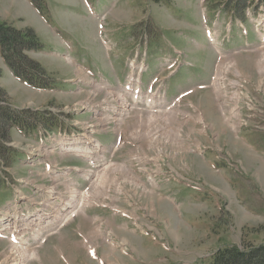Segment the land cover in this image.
I'll return each mask as SVG.
<instances>
[{"label": "rangeland", "instance_id": "rangeland-1", "mask_svg": "<svg viewBox=\"0 0 264 264\" xmlns=\"http://www.w3.org/2000/svg\"><path fill=\"white\" fill-rule=\"evenodd\" d=\"M233 1L32 0L37 12L24 0H0V24L37 37L42 46L40 55L26 53L40 69L33 68L41 72L22 61L32 82L51 88L49 75L60 90L35 92L22 86L7 77L0 60V114L12 112V118L19 121L11 127L9 121H0V207L7 211L4 215L14 206L23 211L21 207L30 203L27 198L15 201L23 193L31 199L36 196L33 187L23 188L31 178L43 191L64 190L55 186L52 174L23 162L24 151L39 146L38 131L51 136L46 150H55L48 154L49 161L63 166L76 160L74 165L83 166V157L74 153L65 154L62 160L52 137L72 130L88 137L95 127V136L105 149L95 163L100 165L105 158L127 164L134 171L132 177L139 180L135 189L137 182L124 178L131 175L116 168L119 171L96 178L95 188L90 181L88 195L94 203L52 235H47L52 230L45 229L56 228L57 221L55 226L43 223L47 227L32 221L31 230L18 237L29 243L30 251L40 252L41 261L28 264H210L218 250H254L259 255L255 262L260 261L256 248L264 244V5L246 0L243 10L235 13ZM99 21L104 24L100 33L109 40L108 48L97 36ZM260 21L261 33L255 28ZM47 22L57 35L69 40L70 56L95 71V80L80 74L76 64L64 58ZM206 27L211 30L209 38ZM56 50L61 53L53 54ZM132 60L135 72L144 65L143 95L151 79L155 86L161 83V90L167 83L165 106L175 102L179 112L170 109L169 115L162 116L164 106L162 115L143 112L139 118L133 109L120 123L102 118L106 112L120 116L123 104L118 95L132 104L131 93L122 87ZM99 73L109 82L97 79ZM77 77L87 81L77 82ZM64 79L75 85L67 87ZM199 85L207 87L198 89ZM193 89L192 94L178 98L180 92ZM142 102L139 108L145 107ZM223 112L227 116L238 112L240 117L232 116L225 123ZM24 119L31 125L26 135L14 128L23 125ZM237 120L240 124L235 130L231 125ZM97 121L104 126H96ZM150 133H154L152 139L147 137ZM2 144L12 151L4 150ZM146 160H150L147 165ZM144 171L154 174L156 186ZM94 172L100 173L98 168ZM104 178L109 181L108 191L102 187ZM140 178L148 191H143ZM40 231L46 240L37 247L35 237ZM91 248L95 255L88 253ZM9 251V239L0 237V264ZM7 260L12 264L15 259Z\"/></svg>", "mask_w": 264, "mask_h": 264}, {"label": "bare ground", "instance_id": "bare-ground-1", "mask_svg": "<svg viewBox=\"0 0 264 264\" xmlns=\"http://www.w3.org/2000/svg\"><path fill=\"white\" fill-rule=\"evenodd\" d=\"M67 60H70L69 59V57H65ZM131 65H132V67H133V70H132V72H131V74H132V76H130L129 75V79L130 80H132V79H134V81H139V78L138 77H134V76H136L137 74L135 73V71H134V63L132 62L131 63ZM142 67H143V64H141L140 65V69H142ZM217 68H218V65H217ZM77 69V71H80V74H83L82 73V69H79V67H77L76 68ZM264 69V57H263V65H262V70ZM261 72H264V71H261ZM79 73V72H78ZM81 76V75H80ZM79 77V76H78ZM82 77V76H81ZM133 77V78H132ZM235 84V83H234ZM212 85L214 86V88H217L218 87V83H216V81L214 82L213 81V83H212ZM237 85V84H236ZM219 88H220V86H219ZM132 92L134 93V91L132 90ZM194 92V91H193ZM192 92V93H193ZM217 93H219V91H217ZM118 95V94H117ZM134 95H135V93H134ZM117 97H121L120 99H121V102H122V104H123V108H122V110L120 111L121 112V114H120V112H119V114L122 116V117H120V119H118V120H120L121 122H122V120H124L125 118L123 117V116H127V114H129V112H131L133 109H137L138 111H137V115H138V117L140 118V116L141 115H139V113H143L144 112V114L145 113H147V114H149V115H151L152 113H160V115H162L163 113V115L162 116H165V114H167V115H169V113H167V111H171V110H174V109H176V104L174 105V106H172V107H170V108H167L166 106L169 104V103H167V105L165 106V99H163L162 97H154V95H152V98L150 99V100H148V99H145V101H144V108H139L138 106L140 105V100H142V98H141V95L140 94H138L137 93V97L135 98V100L134 101H132V104L130 105L128 102H127V100H124L123 98H122V96L121 95H118ZM163 104V105H162ZM125 106H127L126 108H125ZM165 106V107H164ZM128 107H130L129 109H128ZM165 108V110L166 111H164L163 113H161V111H162V108ZM125 108V109H124ZM161 108V109H160ZM171 109V110H170ZM177 110V112H179L178 111V109H176ZM149 112V113H148ZM231 113V112H230ZM223 114H224V112H223ZM224 116H225V118L226 119H224V121H225V123H227L228 122V120H230L231 118H232V116L233 117H236V118H239L240 117V115H239V113L238 112H235V113H232V115L231 116H227V115H225L224 114ZM172 116H169V118H171ZM231 117V118H230ZM173 118V117H172ZM232 120H235V118H233ZM230 122V121H229ZM240 123H239V121L237 120V122H236V124H234V125H231V127L234 129L235 128V130H236V127L239 125ZM153 135H154V133H150V134H148L147 135V137L149 138V139H152V137H153ZM177 135H178V137H180V133H177ZM155 136H157L156 134H155ZM158 139V138H157ZM156 139V140H157ZM156 140H153V141H156ZM174 140V139H173ZM73 142H75V141H73ZM100 145V144H99ZM100 149H101V151L102 152H105V149L102 147V146H100ZM64 151L65 152H74V153H77V154H82V155H86V153H87V151L86 150H84V149H81L78 145H76L75 143H72V144H70L69 146L67 145V146H65L64 147ZM111 164V165H110ZM130 168L131 169V167H129V166H127V165H124V164H121V165H118V164H115V163H111V162H108V161H106V163H105V165H104V167L102 168V171L100 172V173H96V177L98 178V177H100V176H103L104 175V172L105 171H107V170H110V169H112V170H110L111 171V173H115V171H119V170H121V169H123L124 171H126L128 174H130L131 176H134V171L131 169V171H129L130 169H128V168ZM116 168H118V169H116ZM114 169V170H113ZM143 170V169H142ZM144 173H146V175H147V177H148V180L149 181H151V184L153 185V186H156L157 185V183H155L154 181H152V176L151 175H149L148 173H147V171H144ZM131 176H129V175H125V179L126 180H131L132 181V183H135V182H137L135 185L138 187L139 186V180H136V179H133ZM136 176H138V175H136ZM111 183V182H110ZM142 183H143V181L141 182V185H142ZM142 188H143V191H148V189H146L145 188V185H142ZM69 190H70V192H71V195H69V196H71L70 197V199L68 200V202L67 203H69L70 201H74L75 202V204H76V202H77V200H74V198L76 199V197H75V195H76V191H75V189L73 188V187H69ZM152 192V191H151ZM153 196V195H152ZM159 196H162V195H159ZM74 204V203H73ZM83 209H84V207H82ZM82 210H81V207H78L77 208V210L76 211H74V210H72L71 212H68V215H66L65 217H62V216H57L56 217V215H54V216H52L51 217V219L48 221L46 218H47V214H44V213H42V215H44V216H37L33 221L35 222V223H37V222H40V226H45V227H47V226H49V224H43V223H46V222H52L51 223V225H53V226H55L54 224H56V222L55 221H57L58 220V224H60L61 223V226L63 225V224H66L68 221H70L72 218H73V216L75 215V214H77L78 212H81ZM29 216H27V218H28ZM58 224H57V226H58ZM55 228V227H54ZM54 228H52V229H49V228H46L45 230H53ZM54 232V231H53ZM40 233V234H39ZM49 233V232H48ZM38 237V238H37ZM36 239H38L37 241H39V243H41L42 241H43V237H42V232L40 231V232H38V236H36L35 237ZM14 241L12 242V241H10V246H11V253H10V251H9V255H5L3 258L5 259L4 260V262L6 263V261H9V260H7V259H11V260H13V259H15L14 261H12L13 263L12 264H28V263H30L31 261H35V260H37V261H41V257L39 256V254H40V252H39V254H38V251H36L35 249L34 250H32V251H30L29 250V248H28V245H29V243L26 241V240H24V239H16L15 237H14V239H13ZM17 240V241H16ZM44 248V247H43ZM88 253L92 256V254L93 255H95V253H94V250L91 248V249H89L88 250ZM3 255V254H2ZM39 257H40V260H39ZM4 263V264H5ZM7 264V263H6ZM9 264V263H8Z\"/></svg>", "mask_w": 264, "mask_h": 264}, {"label": "trees", "instance_id": "trees-1", "mask_svg": "<svg viewBox=\"0 0 264 264\" xmlns=\"http://www.w3.org/2000/svg\"><path fill=\"white\" fill-rule=\"evenodd\" d=\"M158 1V0H155ZM244 0H238L237 2L239 4L243 3ZM30 38V39H29ZM0 48L2 55L5 59V62L7 65L13 70V72L18 77H25L28 83H32L31 79L32 76H30L28 72V66L26 64H23V60L29 64H32V69L36 70L37 72H41L37 69H40L37 64L32 62L26 57V52L28 50H35L39 48L38 41L35 36H29L26 34V32H19L17 30L11 29L3 24H0ZM36 67L37 69L33 68ZM42 70V69H41ZM37 87H44L45 85L39 84H33ZM15 115L11 112L9 114H0V121L1 119H5L9 122L15 120ZM9 127H11V124L8 123ZM3 137L5 138L4 134ZM3 146V144H2ZM4 150L9 151V147H2ZM11 151L9 152V154ZM260 255V261L255 262V259L259 256L257 254H253V251H247V252H238V250H235L236 252L232 251H222L218 250L213 258L210 264H264V244H261L256 248ZM257 252V251H256Z\"/></svg>", "mask_w": 264, "mask_h": 264}, {"label": "crops", "instance_id": "crops-1", "mask_svg": "<svg viewBox=\"0 0 264 264\" xmlns=\"http://www.w3.org/2000/svg\"><path fill=\"white\" fill-rule=\"evenodd\" d=\"M5 74L7 75V77L9 78V79H13V78H11V76H10V74L8 73V72H6L5 71ZM13 81L14 82H16V80H14L13 79ZM18 83V82H17ZM21 84V83H20ZM22 86H23V84H21ZM28 88V87H27ZM73 164H75V163H73ZM72 164V165H73ZM32 180H31V182H33V183H35L36 181L35 180H33V178H31ZM130 182H132L131 180H129ZM106 183V186H105V188H108V190H110V186L108 185V183H109V181H107V182H105ZM57 186H60V187H62L63 186V184H57ZM134 187V186H133ZM135 189L137 188V186L135 185V187H134Z\"/></svg>", "mask_w": 264, "mask_h": 264}]
</instances>
